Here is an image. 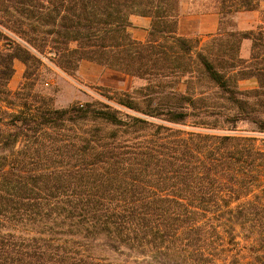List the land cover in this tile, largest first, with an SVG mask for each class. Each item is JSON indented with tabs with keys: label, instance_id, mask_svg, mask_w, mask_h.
I'll return each mask as SVG.
<instances>
[{
	"label": "trees",
	"instance_id": "16d2710c",
	"mask_svg": "<svg viewBox=\"0 0 264 264\" xmlns=\"http://www.w3.org/2000/svg\"><path fill=\"white\" fill-rule=\"evenodd\" d=\"M213 1L202 41L181 0H0V264H264V0ZM43 59L145 83L59 108Z\"/></svg>",
	"mask_w": 264,
	"mask_h": 264
},
{
	"label": "rangeland",
	"instance_id": "374dc122",
	"mask_svg": "<svg viewBox=\"0 0 264 264\" xmlns=\"http://www.w3.org/2000/svg\"><path fill=\"white\" fill-rule=\"evenodd\" d=\"M213 0H181L180 15L178 18V32L185 36H197L202 41L206 40L208 35L214 33L218 26L219 15L214 9ZM264 13V1L260 2L258 7L253 10L237 12L233 16L235 27L240 31H248L255 28L262 22ZM141 17V16H140ZM147 18V17H145ZM143 18H138L132 22V36L140 40L145 39L143 35ZM149 19V18H148ZM150 22V20H149ZM147 30V29H146ZM143 39V40H144ZM251 42L244 39L241 42L239 55L247 59L250 55ZM47 67L42 69L43 91L52 97L55 107H66L73 102L91 99H103L102 94L105 91H126L133 90L142 86L145 81L138 78H132L115 70L109 69L103 65L90 61H82L78 70L69 75L43 59ZM24 65L14 61V73L9 82V88L16 90L22 82ZM253 81H242V88L252 87ZM190 129L189 127H185ZM237 133L254 135L259 140L264 137L263 134H257L252 131V127L246 123L237 124ZM217 133H233L234 131H215Z\"/></svg>",
	"mask_w": 264,
	"mask_h": 264
},
{
	"label": "crops",
	"instance_id": "0c3cea01",
	"mask_svg": "<svg viewBox=\"0 0 264 264\" xmlns=\"http://www.w3.org/2000/svg\"><path fill=\"white\" fill-rule=\"evenodd\" d=\"M138 18H143L142 20V24H143V29L141 31H143V35L146 34V29L148 28L149 26V19L148 18H145V17H140V16H136V15H132L130 20L132 22H136L138 20ZM144 38L140 39V40H143Z\"/></svg>",
	"mask_w": 264,
	"mask_h": 264
}]
</instances>
